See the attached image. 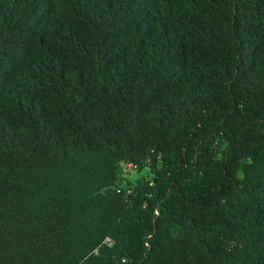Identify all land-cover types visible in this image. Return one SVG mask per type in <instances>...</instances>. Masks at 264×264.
I'll return each mask as SVG.
<instances>
[{
	"label": "trees",
	"instance_id": "1",
	"mask_svg": "<svg viewBox=\"0 0 264 264\" xmlns=\"http://www.w3.org/2000/svg\"><path fill=\"white\" fill-rule=\"evenodd\" d=\"M0 264H264V0H0Z\"/></svg>",
	"mask_w": 264,
	"mask_h": 264
},
{
	"label": "rangeland",
	"instance_id": "2",
	"mask_svg": "<svg viewBox=\"0 0 264 264\" xmlns=\"http://www.w3.org/2000/svg\"><path fill=\"white\" fill-rule=\"evenodd\" d=\"M126 172H130L129 175L131 176V178H135L136 174L134 173V170L132 169H127V170H124V175H126Z\"/></svg>",
	"mask_w": 264,
	"mask_h": 264
},
{
	"label": "built area",
	"instance_id": "3",
	"mask_svg": "<svg viewBox=\"0 0 264 264\" xmlns=\"http://www.w3.org/2000/svg\"><path fill=\"white\" fill-rule=\"evenodd\" d=\"M107 241H109V242H110V241H111V240H110V238H108V240H107Z\"/></svg>",
	"mask_w": 264,
	"mask_h": 264
}]
</instances>
